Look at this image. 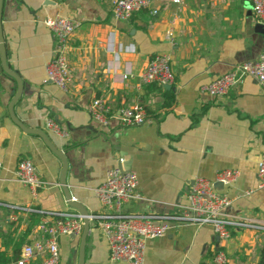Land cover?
Listing matches in <instances>:
<instances>
[{"label":"crops","instance_id":"1","mask_svg":"<svg viewBox=\"0 0 264 264\" xmlns=\"http://www.w3.org/2000/svg\"><path fill=\"white\" fill-rule=\"evenodd\" d=\"M113 0H3L1 25L8 67L23 82L14 105L16 117L28 129L43 130L64 151L66 183L74 201L89 213L103 211L95 189L119 160L138 179L139 200L125 204L123 214L169 215L185 205L193 180L213 179L233 169L238 180L222 192L233 200L226 211L236 223H264V190L256 187V165L264 155V90L246 77L222 99L200 92L202 86L234 66L258 59L264 36L255 31L247 0H151L150 7L128 21L111 17ZM153 11L157 13L152 14ZM69 17L79 30L68 43L73 81L69 92L45 79V64L55 41L45 19ZM172 29L174 44L165 40ZM169 54L175 77L171 89L155 84L139 88L134 79L121 80L127 70L137 75L156 55ZM16 84L0 72V264H14L13 251L32 244L44 216L75 214L58 184L61 163L34 135L15 126L8 115ZM106 97L112 116L106 129L91 119L87 107ZM140 105L148 123L119 125L123 107ZM53 120L66 136L45 128ZM21 159L35 166L42 187L32 197L15 178ZM61 237L59 264H78L79 236ZM264 231L232 230L220 241L209 227L184 225L146 242L144 264H214L217 251L226 264H258ZM84 264H110L108 245L90 221Z\"/></svg>","mask_w":264,"mask_h":264},{"label":"built area","instance_id":"2","mask_svg":"<svg viewBox=\"0 0 264 264\" xmlns=\"http://www.w3.org/2000/svg\"><path fill=\"white\" fill-rule=\"evenodd\" d=\"M250 4L254 21L264 26V0H247ZM180 5L182 0H173ZM151 0H113L111 17L117 22L128 21L134 14L148 9ZM153 11L152 14H156ZM43 24L53 35L55 45L52 58L45 64V79L60 91L70 90L73 75L68 64V43L79 30L80 23L69 17L45 19ZM165 40L174 44V34L169 29ZM170 55H156L145 69L134 75L126 71L121 80L134 79L141 88L146 85L172 86L175 82L170 66ZM254 80L264 90V47L257 60L234 66L229 72L215 78L201 87L200 92L211 99H222L244 78ZM87 111L91 119L100 129H106L112 116L111 107L106 97H96L88 105ZM122 128L139 127L148 123L146 113L140 105L123 107L118 114ZM45 128L53 135L66 136L55 121H46ZM123 163V159L119 160ZM0 162V172L2 170ZM15 178L26 186L32 197L37 196L42 187L37 170L28 159H21L16 167ZM239 178V172L233 169L217 171L213 179L196 177L191 190L186 195V203L172 214H123L125 204L140 199L138 195V179L135 172H122L118 167L107 171L105 180L95 189V197L103 207L96 215H89L97 229L107 242L110 264H144L146 242L165 236L169 231L184 225L196 228L209 227L220 241L228 242L232 238V230L251 228L264 231V223L253 219L239 220L232 223L226 211L233 200L215 185L222 188L231 187ZM264 190V155L256 165V187L245 192L251 195L255 191ZM83 221L78 214L57 213L51 219L44 216L37 227L38 239L24 246L14 264H59L61 237L79 236ZM214 264H226V254L217 251L213 257Z\"/></svg>","mask_w":264,"mask_h":264},{"label":"water","instance_id":"3","mask_svg":"<svg viewBox=\"0 0 264 264\" xmlns=\"http://www.w3.org/2000/svg\"><path fill=\"white\" fill-rule=\"evenodd\" d=\"M2 6H3V0H0V72L6 74L10 78L13 79V81L16 84L15 89L12 91L11 94V101L8 104L7 111L9 118L11 122L17 126L22 132L28 134V135H34L39 137L43 144L47 147V149L53 153L61 163V171L59 176L58 184L61 187L62 193L64 195V199L66 201V204L71 209L75 210L81 217L83 221V228L82 232L79 237V247H78V264H84V258H85V246H86V238L89 233L90 229V220H89V213L87 210L78 202L74 201L71 197V194L68 190V185L66 183V173L68 169V163L67 159L64 155V151L57 149L47 136V134L40 129H28L15 115L14 113V105L15 103L20 99L22 93H23V82L19 75L12 71L8 65H7V56H6V46L4 43L3 33H2V25H1V16H2ZM255 31L257 33H260L264 36V26L257 24L255 26ZM164 89L169 90L171 89L170 86H163ZM118 169H120L122 172L129 171L130 165L126 164H119ZM215 187L218 190H222L221 184H216ZM72 238H75L74 236H71Z\"/></svg>","mask_w":264,"mask_h":264},{"label":"trees","instance_id":"4","mask_svg":"<svg viewBox=\"0 0 264 264\" xmlns=\"http://www.w3.org/2000/svg\"><path fill=\"white\" fill-rule=\"evenodd\" d=\"M18 251L14 250L13 251V257H12V262L16 261L18 259ZM13 262V263H14ZM258 264H264V242L262 243L260 249H259V259H258Z\"/></svg>","mask_w":264,"mask_h":264}]
</instances>
